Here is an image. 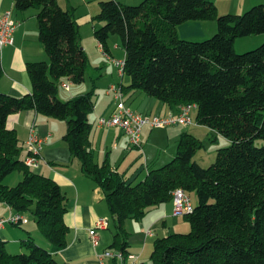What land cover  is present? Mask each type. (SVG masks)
<instances>
[{
    "label": "trees",
    "instance_id": "trees-1",
    "mask_svg": "<svg viewBox=\"0 0 264 264\" xmlns=\"http://www.w3.org/2000/svg\"><path fill=\"white\" fill-rule=\"evenodd\" d=\"M14 5L20 12L37 10L39 41L49 63L27 64L30 94L14 98L0 92V202L16 214L31 213L50 247L29 236L20 242L25 251L12 254L0 238V264H59L55 255L68 246V199L54 180L20 159L18 133L8 125L12 114L29 110L66 123L64 142L82 172L104 192L114 232L106 251L120 252L126 260L131 247L126 223L172 202L173 193L182 189L197 196L194 212L185 215L191 231L156 239L151 264H264V144L257 145L264 142V43L243 54L235 50L237 39L264 35V4L242 15H220L212 0L100 2L95 20L103 25L94 37L106 53L111 36L120 37L124 75L130 79L127 86L117 85L124 95L139 91L170 107L197 104V124L231 143L203 168L194 160L202 142L185 133L174 159L151 168L137 184L128 183L107 161L95 160L89 118L94 90L68 101L59 98L60 81L83 84L89 65L74 14L56 0H14ZM192 21L215 22L217 31L205 41L180 38L178 26ZM14 172L23 179L9 187L4 181ZM111 264L120 263L113 259Z\"/></svg>",
    "mask_w": 264,
    "mask_h": 264
},
{
    "label": "crops",
    "instance_id": "crops-1",
    "mask_svg": "<svg viewBox=\"0 0 264 264\" xmlns=\"http://www.w3.org/2000/svg\"><path fill=\"white\" fill-rule=\"evenodd\" d=\"M101 1L56 0L63 10L71 11L74 14L80 34V42L88 56L89 65L90 63L91 66L96 64L94 68L99 72L97 77L89 75L91 79L93 77V81L98 78H104L100 71L105 67L103 65L104 60L106 58L107 61L110 60L104 54L102 45L98 44L94 37L95 31L103 25V23L95 20V17L100 13ZM114 1L134 6L144 0ZM212 1L217 6L218 12L223 15L241 14L254 5L264 4V0ZM8 11H11L12 18L19 23V27L14 34V45L0 49V68L3 71V75L0 78V92L14 98H21L32 92V83L27 73V64L40 61L49 63V58L39 41L37 10L20 12L15 9L14 0H0V19ZM216 31V23L212 21L187 22L178 26L177 29L178 36L188 40H192L193 37L197 39L199 36L209 37V34L211 35ZM258 37L250 38L251 40H247L245 44L254 46L253 44H259L264 41V35ZM111 41L115 44V51L120 47L117 38H110L108 44L109 53L107 54L110 58L115 59V52L112 51L110 45ZM235 43L237 44V41ZM241 43L243 44V42ZM95 48H98V52ZM236 51L239 52V49H236ZM94 55L97 59H100L96 63ZM122 59L125 60V51L124 53L122 51ZM111 64L113 63L111 62ZM113 70L111 76L106 79L105 84H108L105 89L106 93L105 95L101 94L99 97L97 107L95 105L94 109L96 112L90 120L93 126L90 133V141L98 164L102 165L107 161L111 169L121 175L128 183L137 184V182L145 180L151 168L165 165V160L176 155L181 136L185 133L190 134V131L185 132V127L179 130L173 128L152 130L145 127L141 135V148H134L121 129L100 127L98 120L110 118L116 109V101L113 94L108 93L109 88L112 85H121L125 82V75L121 77L115 65ZM120 79L122 82L119 83ZM129 84L130 81L127 85ZM60 85L63 89V94L59 91V98L62 101L71 100L96 89V86L94 89L89 84L74 85L68 79H62ZM63 85H70V89H65ZM99 92H102V88ZM124 100L131 110L141 114L164 116L170 112L175 114L179 112V107H170L139 91L125 93ZM193 119L197 123L196 115ZM8 125L18 133L20 144L23 148L20 154V159L22 160H25L28 155L26 141L31 129L45 141L40 155L39 168L33 170L54 180L68 199V213L66 215V223L69 226L67 235L68 246L55 255L56 260L59 264H99L98 256L105 252L113 243L114 232L110 229V224L108 230L99 231V244L97 246L92 244L89 232L94 228L98 220L105 219L110 222L112 218L105 201L104 192L91 178L82 172L79 161L72 156L64 142V136L67 131L66 123L29 110L12 114L8 119ZM195 131L198 132L197 130ZM22 176L21 172H17V174L14 172L7 177L8 180L4 181V183L10 187L14 183L21 182ZM14 214L16 213L8 205L0 202V218L9 219ZM25 217L28 219L27 224L21 225V227L6 225L0 231V238L7 242L8 250L14 253L25 251L20 247V242L29 236L33 237L41 246L49 248L50 245L40 233L35 220L32 222L28 215H25ZM176 218L180 217L174 216V204L173 202H168L151 208L139 221L129 220L126 223V228L131 232L129 240L131 246L133 243H147L148 240L154 238L156 231L162 234L157 239L169 235L171 232L167 227L168 223L171 219ZM137 229L140 235L136 236L135 232ZM131 249L130 247V252ZM138 257L140 256L135 251L134 253L131 252L123 264H127L128 259L134 261ZM111 262L112 260H106V264H111Z\"/></svg>",
    "mask_w": 264,
    "mask_h": 264
},
{
    "label": "built area",
    "instance_id": "built-area-1",
    "mask_svg": "<svg viewBox=\"0 0 264 264\" xmlns=\"http://www.w3.org/2000/svg\"><path fill=\"white\" fill-rule=\"evenodd\" d=\"M19 27L12 18L11 11L6 12L0 19V49L14 45V34ZM104 54L110 59V61L118 69L119 75L124 76L125 60H116L110 58L104 51ZM67 90L70 89V85H63ZM109 94H113L116 101V109L110 119L101 118L99 119L98 125L103 128H119L129 138L131 146L134 148H141L142 140L141 135L145 127L152 130H161L168 127L174 126H190L193 124L191 118L192 112L197 110V104H184L179 106L178 113H168L164 116H154L148 114H141L134 112L128 107L124 101V93L122 87L112 85L109 90ZM45 141L37 135L32 129L29 137L26 141L27 157L25 164L31 169L39 168L40 155L43 150ZM173 204H174V216L182 217L188 214H192L195 210V205L192 202V198L182 189H178L173 193ZM27 224L28 219L25 215L14 214L9 219L0 218V231L5 228L8 224ZM109 221L100 219L96 222L94 228L89 232L91 242L94 246L99 244V231L108 230ZM150 233V232H149ZM118 259L120 264L125 262L124 256L120 252L105 251L98 256L99 264H106V260ZM132 264H138L133 262Z\"/></svg>",
    "mask_w": 264,
    "mask_h": 264
},
{
    "label": "rangeland",
    "instance_id": "rangeland-1",
    "mask_svg": "<svg viewBox=\"0 0 264 264\" xmlns=\"http://www.w3.org/2000/svg\"><path fill=\"white\" fill-rule=\"evenodd\" d=\"M140 3H138V4H140ZM251 8H249L248 10H250ZM30 10L34 11L35 9H30ZM248 10L242 12L239 15L244 14ZM220 15H223V14H220ZM224 15H226V14H224ZM215 33L216 32H214L211 35L209 34V37L208 36H199L197 39H194V37H193L192 40H190V39L189 40L193 41V42H195V41H205V40H208L211 37H213L215 35ZM258 36H263V35H253V36H248V37H243V38L237 39L236 40L237 44L235 43V46H236L237 50L239 49V52H237V51L236 52L238 54H243V53H246V52L253 51V50L257 49L260 45H262L264 43V41L259 43V44H253L254 46H252L251 44H245V42H247V40H251L250 38H259ZM111 38H117L118 45L120 47L119 49L117 48L118 49L117 51H115L114 42L113 41L110 42V45L112 47V51L115 52V59L116 60H118V59L119 60H123L122 59V51L124 53V49L121 46L120 37L117 36V35H112ZM186 40L188 41V39H186ZM241 42H243V44ZM244 45H249V46H244ZM95 49L98 52V48H95ZM94 57H95L94 60H96L95 63L100 60L99 58L97 59V57L95 55H94ZM108 61H107V58L104 60L103 65H105V67L100 71L101 74L104 76V78H98L97 80H94V81L92 80L93 77L91 79L89 77V75L97 77V74H99V72L96 71V69L94 68L96 64L91 66V63H90V65H88V69H87V72H86L87 80L83 83V84H89L90 86L92 85V87L94 89H95V86H96V89L94 90L95 93H97L94 96L96 107H97V103L99 101V97L101 96V94L105 95V93H106L105 89H106V87L108 85V84H105L106 83V79L108 78V76L110 77L111 73L114 71L113 70L114 65L111 64L110 60H108ZM124 80H125V82H123L122 84H125L127 86V84L130 81V79L127 76H125ZM120 82H122L121 79H120L119 83ZM103 87H105V88H103ZM101 88H102V92L100 93L99 91H100ZM60 93L63 94V89L61 88V85H60ZM141 111H142V109H141ZM95 112L96 111L94 110V112L90 114V116H89L90 120H91L92 115L95 114ZM196 113H197V110H194L192 112L191 118L193 120V124L191 126H188V127L187 126L186 127L185 126H174V127H168V129L169 128H173V129H178L179 130L180 128L185 127L184 128L185 132H189L190 131L191 135H194L196 138H198L202 142L203 147L199 151H197V153L195 154L194 160L197 161L198 164L201 167L208 168L212 164L215 163L218 151L220 149H224V148L229 147L231 143H230V141L228 139H226L224 136H222L218 132L213 131V130H211V129L207 128V127H204V126H200L196 122H194L193 118L196 115ZM107 119H110V118H107ZM195 130H197L198 132H196ZM263 144H264V142L262 140H259L257 142L258 146H262ZM173 149H174V147H173ZM174 157H175V155L173 157L168 158V160H165L164 164L170 163L174 159ZM16 174H17V172H16ZM22 179H23V176H22ZM6 180H8V178L5 179V182H6ZM19 183L20 182L14 183L10 187H15ZM190 197L192 198L193 204L196 205L197 204V196L195 194H192ZM28 216L32 220V222L35 220L34 216L31 213H28ZM109 224L112 227L113 221L110 220ZM167 227L170 229L171 233L175 232V233H179V234H187V233H189L191 231V226H190V224H189V222H188V220H187V218L185 216H182V217L176 218V219H171L169 221ZM127 230H128V232H130L129 229H127ZM160 234H161V232L156 231L155 234H154V238L148 240L147 243H145V242L133 243L132 246H131V248H132L131 252L134 253V251H135L136 254H139L140 257H138V259L135 258L134 261L131 260V259H128L127 260V262H128L127 264H132L133 262H137L138 264H142V263L143 264H151L150 256H151V253L153 251L154 241L157 239L158 236L162 235V234L161 235ZM135 235L136 236L140 235L138 229L136 230ZM145 240H147V239H145ZM11 253L15 254L14 252H11Z\"/></svg>",
    "mask_w": 264,
    "mask_h": 264
}]
</instances>
